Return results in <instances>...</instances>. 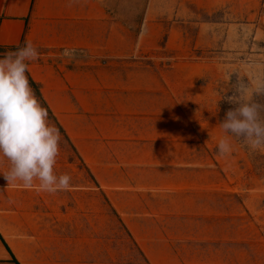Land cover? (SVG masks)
I'll use <instances>...</instances> for the list:
<instances>
[{
	"label": "rangeland",
	"instance_id": "rangeland-1",
	"mask_svg": "<svg viewBox=\"0 0 264 264\" xmlns=\"http://www.w3.org/2000/svg\"><path fill=\"white\" fill-rule=\"evenodd\" d=\"M123 1L110 14L123 45L100 32L87 47L35 45L27 75L72 188L0 176V194L24 199L11 201L17 228L3 223L12 247L24 264H264V154L219 127L235 107L223 93L264 81V0Z\"/></svg>",
	"mask_w": 264,
	"mask_h": 264
},
{
	"label": "clouds",
	"instance_id": "clouds-1",
	"mask_svg": "<svg viewBox=\"0 0 264 264\" xmlns=\"http://www.w3.org/2000/svg\"><path fill=\"white\" fill-rule=\"evenodd\" d=\"M39 55L26 41L15 52L0 56V157L10 164L0 176L8 185L54 194L70 191L72 177L55 172L61 133L50 121L48 109L36 97L27 75L29 63ZM233 91L231 96L222 95L235 107L225 113L219 127L250 153L264 154V103L254 99L264 95V81H257L255 87L240 82ZM218 151L221 155L231 153L228 139L220 140Z\"/></svg>",
	"mask_w": 264,
	"mask_h": 264
},
{
	"label": "crops",
	"instance_id": "crops-1",
	"mask_svg": "<svg viewBox=\"0 0 264 264\" xmlns=\"http://www.w3.org/2000/svg\"><path fill=\"white\" fill-rule=\"evenodd\" d=\"M124 4L123 0H0V56L15 52L26 41L34 46L55 47L73 42L87 47L96 32H100L101 42L106 45H123L116 40L124 28L120 27L119 18L110 14L120 13ZM3 184L0 183V190ZM4 189L6 194H0V264H24L3 226L5 223L17 228L18 213L13 212L11 201L24 199L13 194L16 192L6 191L10 188ZM14 237L24 253V236Z\"/></svg>",
	"mask_w": 264,
	"mask_h": 264
},
{
	"label": "trees",
	"instance_id": "trees-1",
	"mask_svg": "<svg viewBox=\"0 0 264 264\" xmlns=\"http://www.w3.org/2000/svg\"><path fill=\"white\" fill-rule=\"evenodd\" d=\"M35 83L33 82V85H34ZM39 93V92H38ZM39 97H40V95H39ZM47 108V107H46ZM48 109V108H47ZM48 112H49V116H52V112H51V110L50 109H48Z\"/></svg>",
	"mask_w": 264,
	"mask_h": 264
},
{
	"label": "bare ground",
	"instance_id": "bare-ground-1",
	"mask_svg": "<svg viewBox=\"0 0 264 264\" xmlns=\"http://www.w3.org/2000/svg\"><path fill=\"white\" fill-rule=\"evenodd\" d=\"M11 244L13 245V243L11 242ZM16 252H17V250H16Z\"/></svg>",
	"mask_w": 264,
	"mask_h": 264
}]
</instances>
